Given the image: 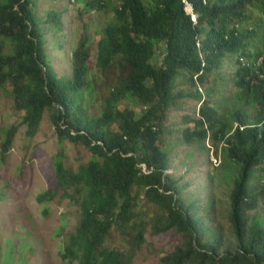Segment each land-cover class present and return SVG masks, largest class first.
Here are the masks:
<instances>
[{
  "label": "trees",
  "instance_id": "1",
  "mask_svg": "<svg viewBox=\"0 0 264 264\" xmlns=\"http://www.w3.org/2000/svg\"><path fill=\"white\" fill-rule=\"evenodd\" d=\"M107 1L111 0L96 2L97 8L103 9ZM112 1L120 5L114 8L116 21L103 28L98 41V67L117 65L122 74L105 97L101 114L94 116L85 113L80 102L89 86L87 38L73 49L70 77L58 76L49 58L45 24L61 31L59 16L49 13L40 19L33 0L0 3V89L11 85L16 109L25 111L20 122L25 134L33 136L43 112L50 110L58 138L81 143L92 152L76 171L59 158L54 162L64 195L82 213L62 257L78 264H134L145 239V224L138 226L131 250L109 249L104 243L113 228L122 231L132 221L143 191L147 202L162 210L155 233L173 230L184 237L183 244L162 258L163 264H264V223L258 212L264 201V0H206L205 5L191 0L196 24L184 13L182 0ZM93 6L94 2L89 4ZM8 42L7 55L4 43ZM230 56L237 64L231 83L241 91L235 92L239 100L231 112L222 117L213 100L216 83L225 80L223 68ZM245 59L253 60L244 63ZM180 83H185V93ZM123 99H134L139 112L120 109ZM188 99L197 111L195 107V118L191 113L180 116L188 124L181 129L183 142L199 145L209 155L211 149L203 145L211 140L216 157L221 144L224 160L211 165L219 168L229 159L241 166L230 190L233 238L225 247L220 234L203 231L199 205L185 204L180 198L182 187L177 188L166 174L176 158L166 122L170 110H178ZM246 101L257 108L253 124L243 109ZM15 132L16 127L7 131L4 150ZM187 159L181 160L186 167ZM53 195L49 189L37 200L46 202ZM215 206L208 204L213 214Z\"/></svg>",
  "mask_w": 264,
  "mask_h": 264
},
{
  "label": "rangeland",
  "instance_id": "2",
  "mask_svg": "<svg viewBox=\"0 0 264 264\" xmlns=\"http://www.w3.org/2000/svg\"><path fill=\"white\" fill-rule=\"evenodd\" d=\"M98 1L101 0H33L32 5L40 19L45 20L49 13H55L61 20V31L55 32L50 23L45 24L49 58L58 76L70 77L73 49L83 37L87 38L90 50L89 86L85 88L80 102L89 116L101 114L105 97L122 74V69L117 65L105 70L98 67V41L103 35V28L116 21L114 8L120 5L119 1L111 0L103 9H99L96 6ZM84 2L88 6H84ZM92 2L95 6L89 7ZM4 48V54H10L9 42L4 43ZM252 60L245 59L244 63H251ZM256 65H261V62ZM236 67L234 57L230 56L223 68L225 80L216 83L217 94L213 101L218 116L227 117L236 100H239L235 92L237 94L241 90L231 83V75ZM211 80L212 76L209 82ZM179 85L185 93V83ZM11 91L9 83L0 89V264H78L77 260H65L62 253L69 236L76 233L82 213L78 205L64 195L55 175L54 162L59 158L67 168L76 171L92 158V152L81 143L59 139L50 119V110L43 112L35 134L27 136L25 125L20 123L25 111L16 109ZM248 103L245 102L247 105L243 109L249 123L253 124L257 108ZM138 107L134 99H123L119 103L122 110L139 112ZM195 107L197 111V105L188 99L178 110H170L166 127L170 139L173 138L170 147L176 158H172L166 174L177 182V188L182 187L180 198L185 204L189 206L195 201L199 205L197 217L203 219V231L214 230L220 234L225 247L227 241L233 238L229 220L230 190L233 181L239 177L241 166L226 159L221 167H213L211 162L216 158V153L211 140L206 139L203 145L211 149L209 155L201 146L183 142L181 129L188 124L182 122L180 116L192 114ZM193 117H196V113ZM234 126L237 128L238 125ZM12 127H16V132L7 150H4L7 131ZM222 146L219 145L217 158L224 160L226 154L220 151ZM187 154L194 158L195 164L189 162ZM183 159H187L190 169L187 170L182 164ZM254 183L262 185L259 181L254 180ZM49 189L54 192L53 198L38 202L37 196ZM138 201L139 206L132 221L122 231L113 228L104 246L131 250V240L137 234L138 226L145 224V239L136 250L134 264H163L162 258L183 244L184 237L173 230L155 233L154 224L162 210L149 204L143 191ZM208 204L215 206L216 214L209 211ZM258 212L260 221L264 223V201L260 202ZM204 238L207 241V234Z\"/></svg>",
  "mask_w": 264,
  "mask_h": 264
},
{
  "label": "built area",
  "instance_id": "3",
  "mask_svg": "<svg viewBox=\"0 0 264 264\" xmlns=\"http://www.w3.org/2000/svg\"><path fill=\"white\" fill-rule=\"evenodd\" d=\"M182 2L184 4L183 5L184 13L189 16V19L192 22V24H196L197 23V19H198V15H197V13L194 10V6H193L191 0H182ZM202 3H203V5H205L206 4V0H202ZM241 129H243V128H241ZM218 159L219 158L216 157L213 160V163H214L215 166H218V165L221 164V160L220 159L218 160ZM144 169H145V166H144Z\"/></svg>",
  "mask_w": 264,
  "mask_h": 264
}]
</instances>
